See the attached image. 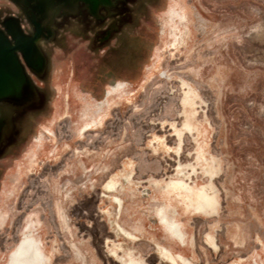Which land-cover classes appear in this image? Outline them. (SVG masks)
I'll return each mask as SVG.
<instances>
[{"label": "rangeland", "instance_id": "rangeland-1", "mask_svg": "<svg viewBox=\"0 0 264 264\" xmlns=\"http://www.w3.org/2000/svg\"><path fill=\"white\" fill-rule=\"evenodd\" d=\"M78 2L0 0V18H13L19 34H32L31 14L41 26L56 24L62 44L35 42V67L43 49L48 55L45 78L17 50L19 82L0 98V264L26 234L42 243L45 264H173L154 235L128 238L107 216L113 151L130 154L134 180L152 174L195 191L213 186L217 202L206 211L186 206L191 198L176 189L191 230L182 240L159 232L161 245L194 264H264V0H134L130 33L140 50L131 49L123 70L133 77L142 63L140 76L80 135L84 112H96L106 94L92 109L72 99L67 116L70 74L86 73L93 87L98 69L119 65L108 47L92 49L89 13ZM0 34L14 43L9 30ZM118 46L115 39L109 50ZM134 223L144 231L143 220Z\"/></svg>", "mask_w": 264, "mask_h": 264}, {"label": "crops", "instance_id": "crops-1", "mask_svg": "<svg viewBox=\"0 0 264 264\" xmlns=\"http://www.w3.org/2000/svg\"><path fill=\"white\" fill-rule=\"evenodd\" d=\"M136 24L137 21L133 20L132 23H126L122 25V22H119L115 18L101 23H84L83 26L87 31V34H91V37H89L91 40L92 49L99 50L101 53H103L105 47H108V52H112L113 55L111 65H119V68H116L115 66L116 69L110 71L107 74H102V70L100 69L101 71H99L98 69V73L95 76L96 85L94 84L93 87L87 84L88 81H86L87 79L85 78H87L88 75L86 73L81 74V76L79 75V77H76L77 72L75 71L70 74L69 84L67 87L68 90H66L67 106H64L67 116H69V108L71 106L70 101L72 99H81L83 101L84 107L92 109L96 105H94V101L98 99L99 94L104 91L106 94L105 101L97 104L96 112H93L88 116V113L86 111L84 112L86 117L81 122L79 135L87 131L85 128L86 124L96 123L89 126V129H91L93 126L99 125L103 122L105 119V111L111 106L112 100L115 99L116 95L121 96L124 99L136 86V80L140 76L141 71L140 64L138 63V65H136L137 68L134 71L135 73L133 77L130 75V73L123 70L125 66L129 67L131 65V60L133 58V56L130 54L131 49H137L138 47L137 50H140L139 40H137L136 43V35H132L130 33L131 27L135 26ZM36 36L37 35H35L34 38H36ZM115 39L118 40L119 46L112 47L109 50L111 41ZM51 42L58 43V45L61 46L62 44L60 42V34H58L56 38H53ZM135 60L136 59H134V61ZM47 73L48 71L46 72V75ZM66 75L65 72L59 73V76L60 78L62 77V79H65ZM115 83H124V89H118L108 95V89L112 88V85ZM71 85H75L74 90L70 88ZM98 106H102V108L99 109ZM152 153L154 157H157L161 151H152ZM110 161L111 162L109 163V166L112 163L114 172L103 185V188L108 193L109 197L112 198L108 199V209L106 212L109 219L112 220L114 225L117 226L118 232L123 233L118 228V224H120L125 229L137 235L139 239H143V237H147V235H150L151 237L154 235L156 239V245L160 244V240L156 236L159 232H163L162 234L164 235H170L174 237V233L170 226L163 223L161 220L159 211L162 207H164L168 219L181 225V229L184 233V239L185 237H188V231L191 229L187 228L183 221H180L177 208L178 194L176 193V189L180 188L168 185L172 180L166 181L162 178L155 177L152 174L144 175L142 178L134 180L133 177L136 171V165L135 161L130 158V154L127 151H113L112 159ZM110 183L114 184L113 188H109ZM142 187H147L150 193H142ZM182 190L185 191L184 189ZM174 195L175 197H173ZM115 197H118L121 200V203H119ZM193 197L194 196H192L191 199H186V206L187 203L189 204V202H191V204H197ZM137 220L144 221L143 226H141L144 228V231H140L137 224L134 223V221ZM127 221L131 222L128 223ZM168 248L173 252L171 247Z\"/></svg>", "mask_w": 264, "mask_h": 264}, {"label": "flooded vegetation", "instance_id": "flooded-vegetation-1", "mask_svg": "<svg viewBox=\"0 0 264 264\" xmlns=\"http://www.w3.org/2000/svg\"><path fill=\"white\" fill-rule=\"evenodd\" d=\"M133 3H134V0H100V1L79 0L77 6H78V9H80V11L81 10L88 11L89 14L87 15L88 19L86 22L89 24L91 22L101 23V22L108 21L110 19L115 18L119 22H122V25H123L126 23H132V21L135 20V16L133 13L134 12ZM104 8L105 10H103ZM29 18L31 19L32 27H33V29L31 30L32 34L30 36H27V35L24 36L22 34H19L18 29L16 28L17 25L15 21L13 20V18L11 17H7L6 19L0 18V32L6 29L7 31L9 30L10 33L14 34L15 35V39L13 43L14 45L22 38L21 39L22 41L21 40L20 41L25 44H28L29 49L31 51V57L26 58L24 51L20 48L19 50L21 51L22 58L23 60L33 62V59L35 56L33 52L34 45L42 37L47 42L52 41V39L56 38V36L58 35V28L56 27V24H52V23L47 25L46 27L41 26L40 21L37 18H34L31 14L29 15ZM35 35L38 36L39 40L36 41V39L34 38ZM47 59H48V55L43 49L42 60H41V57H38L37 59L38 61H36L38 65L36 67L35 65H33L34 62L32 63L33 73L35 74L36 77H41V78L46 77V72L48 71V60ZM36 82L37 81H35V83ZM73 86H74L73 88H75V85ZM113 86H116V88L119 90L124 89V83H115L112 85V87ZM38 91L40 90L38 89ZM41 93L39 92L40 95ZM111 93L112 92L110 88L108 89L107 94L110 95ZM39 101L41 102V98L39 99ZM98 108L101 109L102 106H98ZM92 124H96V123L86 124V127H85L86 130H89V126H91ZM187 127L189 129H192L190 125H187ZM49 132L51 133L52 130L49 129ZM180 169H181L180 173L183 174L184 171L182 170L181 167ZM168 185H171L176 188L184 189L188 193L189 198H192V196H195L196 202H197L196 208L198 210L206 211L208 209L215 208L217 200L215 196V190L213 189L212 185L203 186L198 191H195L194 188L189 183H187L184 179L172 180ZM113 187H114V184L110 183L109 188H113ZM145 193H149L148 188L145 189ZM115 198L119 203H121V200L118 197H115ZM159 212L161 215L162 222L169 225L173 233L179 239L182 240L184 238V233L181 229V225L179 223L170 221L168 219V216H167V213L164 207H162ZM118 228L127 237L131 239H138L137 235L125 229L120 224H118ZM32 237H33L32 235L26 234L25 237L23 238V241H24L23 244H20L22 240L20 239V241L18 242V244H20V249L17 253L14 264H45L46 255L44 254L43 256H41L39 254L38 245L33 241ZM157 248L160 254L166 259L170 260L173 264H179V261H181L184 264H194L191 260L186 258L184 255L180 253L174 254L168 247L164 245L157 244ZM126 263L127 264H140V262L132 260V259Z\"/></svg>", "mask_w": 264, "mask_h": 264}, {"label": "water", "instance_id": "water-1", "mask_svg": "<svg viewBox=\"0 0 264 264\" xmlns=\"http://www.w3.org/2000/svg\"><path fill=\"white\" fill-rule=\"evenodd\" d=\"M2 37V34H0V55L5 64H7L8 71H0V98L3 97L2 94L10 91L11 84L20 79L17 73L20 63L17 59L16 51L20 49V45L23 43L19 40L15 45L10 44L3 41ZM12 94H14L13 91Z\"/></svg>", "mask_w": 264, "mask_h": 264}, {"label": "bare ground", "instance_id": "bare-ground-1", "mask_svg": "<svg viewBox=\"0 0 264 264\" xmlns=\"http://www.w3.org/2000/svg\"><path fill=\"white\" fill-rule=\"evenodd\" d=\"M96 4V3H95ZM97 5V4H96ZM58 8V7H57ZM189 8V7H188ZM183 10V9H182ZM56 11V10H55ZM175 13V12H174ZM182 13V12H181ZM181 13H178V12H176V15H179L181 18H185V14L183 13V15L181 14ZM182 24V23H181ZM12 25V24H11ZM148 33V32H147ZM24 34V33H23ZM151 35V34H150ZM149 36V35H148ZM172 37V36H171ZM22 39V38H21ZM20 39V40H21ZM36 41L38 40V37L36 36ZM122 40V39H121ZM162 40V39H161ZM22 41V40H21ZM27 46H29L28 44H25V43H21V45H20V48L24 51V53H25V56H26V58H29V57H31V51H30V53H29V50L27 49ZM148 46V45H147ZM149 48V47H148ZM159 49V48H158ZM37 50V49H36ZM120 51V50H119ZM160 51V50H159ZM139 58V57H138ZM137 59V58H136ZM149 59V58H148ZM36 60V59H35ZM143 61V60H142ZM140 62V61H139ZM33 63V62H32ZM35 63V62H34ZM138 63V62H137ZM140 64H142V63H140ZM35 65V64H34ZM101 65V64H100ZM102 66V65H101ZM117 66V65H116ZM22 67V66H21ZM141 68V67H140ZM59 70V69H58ZM0 71H8V68H7V64H5V62L3 61V58L1 57V55H0ZM22 71V70H21ZM19 82V81H18ZM74 87V86H73ZM71 88V89H73L74 90V88ZM116 90H118L117 88H116V86H113L112 88H111V92H113V91H116ZM96 93V92H95ZM95 98V97H94Z\"/></svg>", "mask_w": 264, "mask_h": 264}, {"label": "clouds", "instance_id": "clouds-1", "mask_svg": "<svg viewBox=\"0 0 264 264\" xmlns=\"http://www.w3.org/2000/svg\"><path fill=\"white\" fill-rule=\"evenodd\" d=\"M32 239L38 245L39 254L41 256H43L44 255V251H43V245H42V243L39 241V239L37 238V236L35 234H33ZM23 243H24V241L22 239L21 242H20V244H23ZM20 244H18L17 247L9 254L8 264H14L15 258L17 256V253H18L19 249H20Z\"/></svg>", "mask_w": 264, "mask_h": 264}]
</instances>
